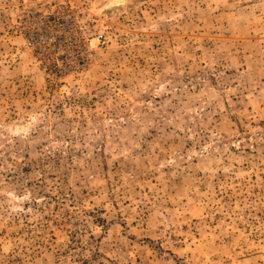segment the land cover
Masks as SVG:
<instances>
[{
	"label": "rangeland",
	"instance_id": "374dc122",
	"mask_svg": "<svg viewBox=\"0 0 264 264\" xmlns=\"http://www.w3.org/2000/svg\"><path fill=\"white\" fill-rule=\"evenodd\" d=\"M0 264H264V0H0Z\"/></svg>",
	"mask_w": 264,
	"mask_h": 264
},
{
	"label": "built area",
	"instance_id": "2783aa9c",
	"mask_svg": "<svg viewBox=\"0 0 264 264\" xmlns=\"http://www.w3.org/2000/svg\"><path fill=\"white\" fill-rule=\"evenodd\" d=\"M35 35V32L34 31H30L29 33H28V35H27V43H28V45H31L32 44V38H33V36ZM46 40V39H45ZM45 59V58H44ZM45 60H47L46 62H47V64H50V62H49V60L48 59H45Z\"/></svg>",
	"mask_w": 264,
	"mask_h": 264
}]
</instances>
